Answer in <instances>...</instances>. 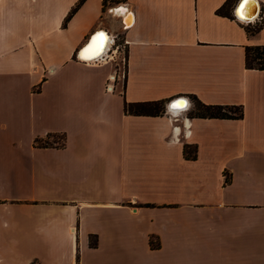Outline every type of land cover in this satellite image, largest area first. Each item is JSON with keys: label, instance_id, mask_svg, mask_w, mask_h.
<instances>
[{"label": "crops", "instance_id": "1", "mask_svg": "<svg viewBox=\"0 0 264 264\" xmlns=\"http://www.w3.org/2000/svg\"><path fill=\"white\" fill-rule=\"evenodd\" d=\"M81 1L0 0V264H264V68L245 65L264 18L250 35L239 0H125L124 29L83 0L66 22ZM98 31L122 36L124 80L114 48L80 60ZM193 98L242 118H189Z\"/></svg>", "mask_w": 264, "mask_h": 264}, {"label": "trees", "instance_id": "2", "mask_svg": "<svg viewBox=\"0 0 264 264\" xmlns=\"http://www.w3.org/2000/svg\"><path fill=\"white\" fill-rule=\"evenodd\" d=\"M121 2L123 0H112V2ZM125 1V0H124ZM111 2L109 0H104V7L108 6V3ZM83 0L76 6V8L68 15L66 18V22L69 21L72 16L76 13V11L82 5ZM230 5V1H228L225 5H223L220 9L217 10V14H226L228 7ZM260 29V26L254 27L253 30L247 29V32L250 35L257 33ZM245 65L249 69H258L262 70L264 68V47H246L245 49ZM195 101L194 108H192L188 116L189 118H216V119H241L242 118V109L238 106H219V105H205L199 102L196 98H193ZM126 112L134 114V115H142L146 113L150 116H159L163 113L164 110V102H150L145 104H126L125 106ZM64 142V138L61 137ZM37 144L41 147L52 146L53 144L46 143L43 141H39ZM60 146L61 144L58 143ZM64 144V143H63ZM62 144V145H63ZM61 145V146H62ZM196 146L192 145H183V154L188 160L196 159ZM90 245L92 247L97 246V241L91 239Z\"/></svg>", "mask_w": 264, "mask_h": 264}, {"label": "water", "instance_id": "3", "mask_svg": "<svg viewBox=\"0 0 264 264\" xmlns=\"http://www.w3.org/2000/svg\"><path fill=\"white\" fill-rule=\"evenodd\" d=\"M241 0H239L237 2V4L235 5L234 7V16L240 20H245V21H250V20H254L256 19L257 15H258V4L255 0H250V2L248 3L247 6H249V8H245V12H244V15H245V19H241L238 15H237V9H238V6L240 4ZM246 6V7H247ZM122 7H125V6H122ZM121 7V8H122ZM120 8V9H121ZM126 8V11L128 10L127 7ZM100 34H103V39L101 40V44L100 46L94 51V53L96 51H99L100 49H102L103 51L99 54L100 56L96 57L95 59L93 60H98L99 58H102L104 56V51H106V49L104 50V43H105V40H107V33H105L104 31H98L97 33H95L89 40L88 44L80 51V57L82 58H86L85 57V53L88 49H90L92 46L95 45L96 41H98L100 39ZM108 42H109V39H108ZM107 48V47H106ZM86 60V59H85ZM173 103H181L183 104L184 106L181 107V108H178V109H173L171 108V105ZM189 108L188 106V102L186 101V99H184L183 97H179V98H176L174 100H172L168 106H167V109L168 110H173V111H184V110H187Z\"/></svg>", "mask_w": 264, "mask_h": 264}, {"label": "built area", "instance_id": "4", "mask_svg": "<svg viewBox=\"0 0 264 264\" xmlns=\"http://www.w3.org/2000/svg\"><path fill=\"white\" fill-rule=\"evenodd\" d=\"M122 6H119V7H112V8H109V14H111L113 17H120L121 19H122V25H123V27H124V29H127L128 28V26L126 25V23L124 22V15H122L120 12H119V10H120V8H121ZM126 12H128V10L126 11ZM259 13H258V15H257V17H256V19H254V20H250V21H245V20H240V19H238V18H236L235 17V19L236 20H238V22H240V24H242L243 26H245V27H255V26H257L258 24H262V22H263V18H264V12L263 11H258ZM260 14V15H259ZM116 39H118V35H116V36H114V38L112 39V38H110V41L111 40H116ZM89 42V41H88ZM84 48V47H83ZM82 48V49H83ZM81 49V50H82ZM80 50V51H81ZM79 55H80V53H79ZM80 58V57H79ZM103 58H105V57H103ZM80 60L81 61H83V62H86V63H90V62H92V61H95V60H92V61H87V60H85V59H83V58H80ZM102 60V59H101ZM98 61H100V60H97L96 62H98ZM117 76L116 75H113V76H111L110 78H108V82H107V84H106V88H105V90H106V92H108V93H113L114 91H116V84H117Z\"/></svg>", "mask_w": 264, "mask_h": 264}, {"label": "rangeland", "instance_id": "5", "mask_svg": "<svg viewBox=\"0 0 264 264\" xmlns=\"http://www.w3.org/2000/svg\"><path fill=\"white\" fill-rule=\"evenodd\" d=\"M109 1H111V2H109L108 6L106 7V13H108V14H109V11H108L109 8L115 7V5H117V4H123V2H124V0L121 1V2H117V1H115V2L113 1L112 2V0H109ZM119 6H121V5H119ZM116 7H118V6H116ZM257 26H260V24H258ZM247 28H249V27H247ZM112 48H114L117 51H119V57H118V60H117V63H118L117 65L122 64V67H123V73H122V77L123 78L122 79L124 80L125 70H126V54H127V50H126V45L124 44V41H123L121 35H119L118 39H116L115 41L114 40L110 41V44L108 45V50L105 53V57H107L109 51H111ZM116 79H117V82H118V79H119L118 76H117ZM192 103H193V108H194L195 101L193 99H192ZM164 108H165V105H164ZM163 113H164V110H163ZM50 141H53V140H50ZM59 143L62 145L63 144V140H60Z\"/></svg>", "mask_w": 264, "mask_h": 264}, {"label": "bare ground", "instance_id": "6", "mask_svg": "<svg viewBox=\"0 0 264 264\" xmlns=\"http://www.w3.org/2000/svg\"><path fill=\"white\" fill-rule=\"evenodd\" d=\"M248 5V4H247ZM119 7V6H118ZM119 12L122 14V15H124V22L126 23V25L128 26V27H130L131 25H132V23H133V15H132V13H130V12H126V8L125 7H122L120 10H119ZM130 17H131V20H132V23L130 24L129 22H130ZM128 21V22H127ZM108 39H109V42H108ZM88 43H86V45H87ZM105 45H104V50L106 49V51H104L103 53H104V56H105V53L107 52V50H108V45L110 44V37L107 35V40H105V43H104ZM107 47V48H106ZM92 48V47H91ZM91 48L90 49H88L87 51H86V53H85V57L86 58H83V59H86L87 61H92L93 59H95L96 57H98V56H100L99 54L103 51L102 49H100L99 51H96L95 53L93 52V53H91L90 52V50H91ZM103 56V57H104ZM102 57V58H103ZM102 58H99L98 60H101ZM96 61V60H95Z\"/></svg>", "mask_w": 264, "mask_h": 264}, {"label": "snow or ice", "instance_id": "7", "mask_svg": "<svg viewBox=\"0 0 264 264\" xmlns=\"http://www.w3.org/2000/svg\"><path fill=\"white\" fill-rule=\"evenodd\" d=\"M250 2V0H241L239 6H238V9H237V15L241 18V19H245V15H244V12H245V8L247 6V4ZM100 39L102 40L103 39V34H100ZM184 105L181 104V103H173L171 105V108L173 109H178V108H181L183 107Z\"/></svg>", "mask_w": 264, "mask_h": 264}]
</instances>
